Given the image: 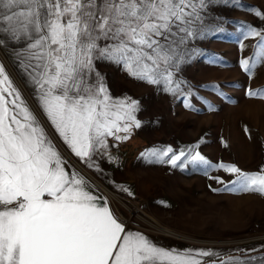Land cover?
Returning <instances> with one entry per match:
<instances>
[{
    "label": "snow or ice",
    "instance_id": "obj_1",
    "mask_svg": "<svg viewBox=\"0 0 264 264\" xmlns=\"http://www.w3.org/2000/svg\"><path fill=\"white\" fill-rule=\"evenodd\" d=\"M233 6L231 0H0V50L13 49L44 119L74 157L99 172L96 158L111 159L110 140L126 141L141 127L139 102L114 97L100 66L176 94L182 83L176 73L198 54L192 41L223 31L214 9ZM247 35L260 37L257 59L240 62L250 74L264 58V33L249 27ZM146 156L174 168L212 167L194 149ZM216 167L236 175L225 190L264 195V169ZM89 188L0 63V264H203L214 255L165 248L128 230ZM221 264H264V256Z\"/></svg>",
    "mask_w": 264,
    "mask_h": 264
},
{
    "label": "rangeland",
    "instance_id": "obj_2",
    "mask_svg": "<svg viewBox=\"0 0 264 264\" xmlns=\"http://www.w3.org/2000/svg\"><path fill=\"white\" fill-rule=\"evenodd\" d=\"M231 4L214 9L223 31L192 41L198 54L186 57L176 73L175 79L182 82L176 94L162 85L137 81L115 66H100L114 97L139 102L141 127L134 128L126 141L110 140L111 159L96 158L99 172L74 157L44 119L13 49L0 50L9 68L1 56L0 63L12 78L10 69L58 147L122 199L127 208L107 198L114 204V215L126 219V228L161 238L165 248L212 252V257L202 258L203 264L264 256V195L225 190L234 187L236 175L216 167L235 166L248 174L264 169V98L248 95L250 91L264 94V58L250 74L240 66L242 60L257 59L260 37L248 36L247 30L264 33V0H231ZM168 147L176 153L194 149L212 167L205 170L189 163L174 168L146 156L150 150Z\"/></svg>",
    "mask_w": 264,
    "mask_h": 264
},
{
    "label": "bare ground",
    "instance_id": "obj_3",
    "mask_svg": "<svg viewBox=\"0 0 264 264\" xmlns=\"http://www.w3.org/2000/svg\"><path fill=\"white\" fill-rule=\"evenodd\" d=\"M1 56V55H0ZM2 58V56H1ZM2 61L3 63L5 64L3 58H2ZM7 65L5 64V67ZM7 68H9L7 66ZM9 72L11 73L10 75H12V78L14 80V82L17 84V86L19 85L17 80L15 79L14 75L12 74V72L10 71L9 69ZM31 104V103H30ZM32 106V105H31ZM33 107V106H32ZM56 141V140H55ZM60 150L63 152L64 156L66 157L67 160H69L72 164H74L75 166H77L80 170H82L98 187L99 189L102 190V192L107 195L108 198H110L113 202L116 201L118 204H120L122 207H126V205L124 204V202L122 201V199L120 197H118L117 195H115L114 193H112L109 189H107L104 185H102L99 181H97L93 176H91L89 173H87L85 170H83L77 163L76 161L74 160V158L67 152L65 151L62 146L59 147ZM128 210V209H127ZM164 229V228H163ZM163 229H160L161 232L167 234L168 236H172V237H175L173 233H170L169 231L167 230H163ZM162 234V233H161ZM181 237V236H180ZM176 238V237H175ZM183 238V237H182ZM183 240V239H181ZM188 240V239H187ZM190 241V239H189Z\"/></svg>",
    "mask_w": 264,
    "mask_h": 264
},
{
    "label": "crops",
    "instance_id": "obj_4",
    "mask_svg": "<svg viewBox=\"0 0 264 264\" xmlns=\"http://www.w3.org/2000/svg\"><path fill=\"white\" fill-rule=\"evenodd\" d=\"M81 172L83 173V174H85L82 170H81ZM85 176L93 183V184H91L90 183V188H89V190L94 194V195H96L97 197H99L100 199L98 200V203H103V201L104 200H106L107 201V204H108V206H109V208H110V210L112 211V209H111V206L109 205V203H108V200H107V195H105L103 192H102V190L101 189H99V187L85 174ZM102 194H104L105 195V197L102 195ZM109 199V198H108ZM143 235H145L146 237H148L151 241H153L154 243H156L157 245H159V246H164L163 245V240L161 239V238H157V237H154V236H151V235H148V234H145V233H142Z\"/></svg>",
    "mask_w": 264,
    "mask_h": 264
},
{
    "label": "built area",
    "instance_id": "obj_5",
    "mask_svg": "<svg viewBox=\"0 0 264 264\" xmlns=\"http://www.w3.org/2000/svg\"><path fill=\"white\" fill-rule=\"evenodd\" d=\"M112 204V206L110 205V203H109V205L112 207V208H114L115 209V207H113L114 206V204L113 203H111ZM116 211V210H115ZM117 212V211H116ZM118 213V212H117ZM119 215V219L121 220V217H120V214H118ZM124 223H126V219H125V221H124Z\"/></svg>",
    "mask_w": 264,
    "mask_h": 264
}]
</instances>
